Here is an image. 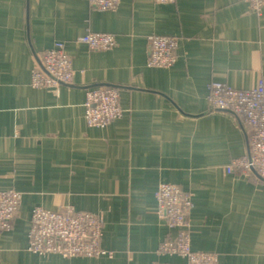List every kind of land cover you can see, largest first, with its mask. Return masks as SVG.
Returning <instances> with one entry per match:
<instances>
[{"label":"crops","instance_id":"crops-1","mask_svg":"<svg viewBox=\"0 0 264 264\" xmlns=\"http://www.w3.org/2000/svg\"><path fill=\"white\" fill-rule=\"evenodd\" d=\"M88 29L117 46L89 49L79 41ZM153 35L178 40L172 67H149ZM56 41L75 84L33 88ZM263 57L264 14L247 0H121L107 11L89 0H0V190L22 194L12 229L0 230V264H187L160 252L171 235L158 214L161 183L193 199L194 250L216 264H264V180L227 172L249 152V127L208 100L213 81L256 87ZM89 86L118 87L127 115L90 127ZM35 206L98 215L113 256L29 251Z\"/></svg>","mask_w":264,"mask_h":264},{"label":"built area","instance_id":"built-area-1","mask_svg":"<svg viewBox=\"0 0 264 264\" xmlns=\"http://www.w3.org/2000/svg\"><path fill=\"white\" fill-rule=\"evenodd\" d=\"M92 8L114 10L121 0H89ZM176 0H156L160 4ZM250 12L261 17L264 0H247ZM79 41L91 50H107L117 46L115 35L88 29ZM152 68H169L176 61L178 40L164 35L150 37ZM73 61L65 43L56 41L45 53L41 66L32 73L33 88H57L75 84ZM208 100L212 109L232 113L250 130V152L234 159L227 167L228 173L255 174L264 180V57L258 84L252 89H238L231 83L213 81L208 86ZM85 117L90 127L104 129L124 118L128 110L121 105V91L117 87L86 88ZM158 214L166 220L171 233L160 245V252L187 260V264H216L217 256L211 252L196 251L192 246L189 214L193 199L189 193L171 183H161L157 189ZM22 201V194L13 189L0 190V230L12 229ZM103 221L91 212L76 210L71 206L59 210L35 206L31 213L29 251L47 257L113 256L102 248ZM153 264H170L155 261Z\"/></svg>","mask_w":264,"mask_h":264},{"label":"rangeland","instance_id":"rangeland-1","mask_svg":"<svg viewBox=\"0 0 264 264\" xmlns=\"http://www.w3.org/2000/svg\"><path fill=\"white\" fill-rule=\"evenodd\" d=\"M39 255V254H38ZM60 256H62V257H64V255H60ZM81 256V255H80ZM73 257H79V256H73Z\"/></svg>","mask_w":264,"mask_h":264},{"label":"water","instance_id":"water-1","mask_svg":"<svg viewBox=\"0 0 264 264\" xmlns=\"http://www.w3.org/2000/svg\"><path fill=\"white\" fill-rule=\"evenodd\" d=\"M118 88V87H117ZM240 121V120H239ZM241 122V121H240ZM249 152H250V148H249V150H248Z\"/></svg>","mask_w":264,"mask_h":264}]
</instances>
